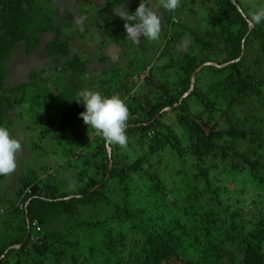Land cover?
Instances as JSON below:
<instances>
[{"label": "rangeland", "instance_id": "1", "mask_svg": "<svg viewBox=\"0 0 264 264\" xmlns=\"http://www.w3.org/2000/svg\"><path fill=\"white\" fill-rule=\"evenodd\" d=\"M106 1L35 0L53 29L33 39L30 50L25 38L10 47L0 87V98L5 99L0 124L8 127L12 136L20 141L21 150L17 154V168L0 181V208H8L16 202L29 178L55 188V196L77 194L88 183L91 184V180H101L106 161L100 145L102 136L91 127H86L80 117H76L79 121L77 128H67L65 132L59 128L63 115L73 118L72 115L75 117L84 111L83 105L74 100L78 93L91 90L103 95L116 94L126 101L138 99L142 105L145 96L155 100L162 95L163 90L157 85L167 80L176 81L177 69H161V64L167 60L164 58L160 62L162 57L158 56L161 49H168V55L174 57L186 53L198 54V61L206 57L221 60L227 54L229 48L219 39L220 32L217 33L219 15L211 11H217V0H180L174 11L159 7V0H150L147 6L162 17L158 41H148L144 37L133 41L126 36L125 21L118 15V10L131 13L130 0L115 7ZM236 1L247 14L264 8V0ZM263 46L264 36L258 40L250 38L245 58L246 69L249 67L255 77L262 80ZM216 49L220 52L215 53ZM254 59H258L259 63L254 64ZM152 64L156 68L153 75L148 74ZM202 68L194 73L197 89L202 92L211 89L210 98H217V109L211 112L209 125L217 123V128L225 129L228 122L220 111L227 103L226 93L219 84L224 73L213 68L200 71ZM117 75L132 77L127 91L121 92L114 85ZM148 78L153 79L155 84H150ZM120 83L126 84L124 77ZM167 89L175 91L172 84ZM261 91L259 96L245 97L242 103L232 104L228 114L234 125L247 130L259 127L264 132V82ZM195 100L193 97L188 99V112L202 110ZM9 101L10 106L5 107ZM164 110L167 114L164 123L178 136L179 144L186 147L188 140L176 111L168 106ZM79 127L84 128L81 130ZM161 130L167 133L165 129ZM87 133L92 135L87 136ZM261 134L262 138L257 137L250 144L241 137H237L236 141L239 150L250 148L251 158L256 157L264 163V133ZM126 135V146L110 145L108 149L113 148L117 165L127 171L129 177L121 183L117 178L110 179L101 189L102 194L110 202L122 204L127 201L136 220L144 221L150 226V231L175 236L169 239L178 245L184 261L224 264L218 257V251L233 248L228 237L230 213L235 215L233 222L245 225L239 231L244 234L257 221H264V192L247 167L233 168L234 164L229 159L214 162L209 158V161L200 164L208 167L207 183L195 160L191 163V159L187 160L188 156H180L168 143L162 144L165 143L163 135L160 145L153 147L149 146L154 144L148 143V139L142 144L136 131H127ZM95 136L100 138L95 140ZM224 139L229 137L225 135L219 141ZM134 164H138L137 169L132 168ZM260 174L264 175V168ZM68 208L72 215L63 213L48 225L39 226V231L34 230L43 231V234L61 233L66 242L77 243L73 248L81 250L85 257L90 245L99 244L104 237L99 232L92 238L89 232H95L96 228L90 223L105 221L103 227L110 229L117 240V234L131 232L129 226L132 222L129 219H117L118 222L109 219L111 204L77 201ZM3 210L0 215V250L23 229H18L20 214L6 216ZM32 236L38 239L39 233ZM66 242L62 245L65 246ZM12 247L19 248V245ZM100 250L90 264H118V259L129 251V247L127 241L119 243L114 254L108 257L103 247ZM136 254L138 252L131 254L134 260ZM35 259L32 253L21 250L12 252L5 264H37ZM224 262L234 264L229 258H225ZM45 264H51V261Z\"/></svg>", "mask_w": 264, "mask_h": 264}, {"label": "trees", "instance_id": "2", "mask_svg": "<svg viewBox=\"0 0 264 264\" xmlns=\"http://www.w3.org/2000/svg\"><path fill=\"white\" fill-rule=\"evenodd\" d=\"M125 1L107 0L106 2L115 7ZM130 2L132 6L130 12H133L140 0H130ZM145 2L149 5L150 0H145ZM236 2V0H217V11L211 10L213 13H217L216 15H219L217 33L220 32L219 39L229 48L226 56L221 60L206 57L198 61V54L186 53L182 56L174 57L168 55V49H161L158 56V58L162 57L160 62L162 59L167 58L161 64V69L166 71L169 69L174 70L173 68L177 69L178 75L176 81L167 80V82L157 85L158 89L163 90L162 95L155 100H151L150 97L145 96L142 100V105L139 104L138 99H134L132 102L125 100L129 111V118L126 121V132H138L139 141L143 144L148 139V143L154 144H149L151 147L160 145V137L163 135L165 143L162 144L168 143L180 156H188L187 160L191 159V163L192 160H195L207 183L209 180L207 176L208 167L204 168L200 164L203 161H209V158L214 162L229 159L234 164V166L232 165L233 168L239 166L247 167L248 172L261 184L260 187L262 192H264V175L260 174L264 168V163L257 160L256 157L251 158V155H249L250 148L239 150V143L236 141L237 137H241L247 140V144H250L257 137L259 139L262 138L261 133L264 132L259 127H253L248 130L240 129V127L231 122V115L228 114L232 104L242 103L243 98L252 95L259 96L262 93L261 86L264 80L255 77V74L249 70V67L246 69L247 61L245 58L249 39L258 40L259 37L264 36V23L252 25V29L250 30L249 23L247 22L249 14L245 13L242 9H238L235 5ZM44 14L42 8L35 3V0H0V87H2V81L5 76L4 61L10 53V47L16 41L25 38L28 41L27 49L30 50L33 46L31 45L33 39L36 40L40 33L53 29ZM232 27L235 29L233 28V30ZM176 39L178 41V38ZM261 49L264 55V46ZM219 52L216 49L215 53ZM207 61L223 65L220 67L205 65L200 71L205 68H213L216 72L224 73V77L219 81V84L226 93L227 103H225V107L220 111L228 122V126L225 129L217 128V123L209 125V121L212 120L211 112L217 109V98H210L211 89L206 92L199 91L195 79L192 90L181 99L183 94L189 89L192 72L200 64ZM258 63V59H254V64ZM153 66L154 64L149 68L148 74L150 72L153 75V71L156 70L155 66ZM128 76H123L126 82L125 85H121L120 83L123 77H118L117 75L116 79H114L116 80L114 85L119 91L128 90L129 84L133 80L132 77L129 78ZM148 79L150 80V84H155L153 79ZM171 84L175 89V91L172 90L173 92H169L167 89ZM73 96H76V94ZM192 97L196 99V105L197 103L200 104L202 110H190L188 112V99ZM4 100L3 97L0 98V115L3 113L4 105L2 103ZM10 103V101L6 102L5 107L10 106ZM167 106L176 111L179 117L178 119L185 131V137L188 140L186 147H182L179 144L178 136L170 129L167 123H164V119L167 117L164 109ZM205 113L208 118L205 116ZM72 117L70 118V115H63L59 128L64 130V132L67 128H77L79 121L76 117H79V115H75V117L72 115ZM81 128L84 127H79V129ZM161 129H165L167 133L164 134ZM92 133H87V136L92 135ZM225 135L229 139H224L220 142L219 140ZM97 138L100 137H94L95 140ZM105 143L104 139L100 143L106 161L103 166V176L99 182L91 180V184L88 183L77 194L70 195L67 193L55 196L53 194L55 188L40 184L36 180L32 181L29 178L24 184V189L16 202L8 208H0L4 209L3 214L6 216L16 213L20 214L21 220L18 229L23 228L21 229V233L19 232L20 235L14 237L12 242L7 244L3 250H0V264H5V261L8 260L12 252L17 253L21 250L32 253L36 258L35 260L38 261L37 264H45L46 261H51V264H86L87 262L90 264L96 259V254L102 247L108 257L114 254L119 243L123 244L125 241H127L129 251L122 256L124 257L123 259H121L122 257L118 259V264H193L191 260H183L178 245L176 246L169 239L175 238V236L159 235L152 230L150 231V226L148 227L144 221L136 220V216H133L129 210L127 201H123L122 204L110 202L109 198L102 194L101 189L110 179L117 178V181L121 183L129 177V173L117 165L113 156V148L108 150V146L110 145ZM110 151V156H108V152ZM215 159L217 160L215 161ZM132 168L137 169L138 164H134ZM3 177L0 176V181ZM77 201L80 203L89 201L111 204L112 215L109 219L113 218L116 222H118L117 219H129L132 222L129 226L131 232L127 231L126 233L117 234V240L110 229L103 227V224L106 223L105 221L96 220L94 223H90L95 226L96 230H94L95 232H89V235L94 238L96 234L102 232L104 237H102L103 240L99 244L94 243V245H90L88 255L85 257L81 250L74 249L77 243L66 242L62 238L61 233L47 232L43 234V231L36 232L31 227L30 224L33 220H36L37 224L41 227L48 225L52 220H56L63 213H68V216L72 215L69 212L68 206ZM228 217L231 220L228 237L233 248L218 251V257L221 258L222 263L225 264L224 259L229 258L234 264H264V221H257L244 234L239 231L244 229L245 225L233 222L232 218L235 217L233 213H230ZM38 233V239L33 242L29 241L30 235H37ZM58 241L59 243H57ZM63 242H66V248L62 245ZM208 242H212V240ZM14 245H19V248L12 247ZM61 246L64 247L62 248ZM100 252L103 251L100 250ZM133 252H138L135 260L134 257H131ZM17 262L19 261L17 260Z\"/></svg>", "mask_w": 264, "mask_h": 264}, {"label": "clouds", "instance_id": "3", "mask_svg": "<svg viewBox=\"0 0 264 264\" xmlns=\"http://www.w3.org/2000/svg\"><path fill=\"white\" fill-rule=\"evenodd\" d=\"M179 3L180 0H159V7L174 11ZM118 15L125 21L126 36L133 41L139 37L148 41L160 39L162 17L149 8L145 0H140L133 12L118 10ZM247 22L251 25L264 23V8L250 13ZM74 100L83 105L84 111L79 113V117L86 127L97 131L109 145L126 146L129 111L124 99L116 94L103 95L99 91L83 90ZM20 150V141L12 136L8 127L0 124V176H6L17 168Z\"/></svg>", "mask_w": 264, "mask_h": 264}, {"label": "water", "instance_id": "4", "mask_svg": "<svg viewBox=\"0 0 264 264\" xmlns=\"http://www.w3.org/2000/svg\"><path fill=\"white\" fill-rule=\"evenodd\" d=\"M235 5H236V7H237L238 9H240L239 6H238L236 3H235ZM249 27L251 28L252 25L249 24ZM204 65H216L217 67L223 66L222 64H218V63L213 62V61H207V62H204V63H202L201 65H199V66L195 69V71L191 74V81H190L189 89H188V91H187L185 94H183V96L181 97V99H182L186 94H188V93L192 90V88H193V84H194V73H195L197 70H199L201 67H203ZM108 156H110V152H108ZM110 164H111V163H110Z\"/></svg>", "mask_w": 264, "mask_h": 264}, {"label": "built area", "instance_id": "5", "mask_svg": "<svg viewBox=\"0 0 264 264\" xmlns=\"http://www.w3.org/2000/svg\"><path fill=\"white\" fill-rule=\"evenodd\" d=\"M2 212V210L0 209V213ZM31 227H33L36 231H39V229H40V227H39V225L37 224V222H36V220H33L32 222H31ZM30 239H32V240H36L37 239V236L35 237H33L32 235H31V237H30Z\"/></svg>", "mask_w": 264, "mask_h": 264}, {"label": "bare ground", "instance_id": "6", "mask_svg": "<svg viewBox=\"0 0 264 264\" xmlns=\"http://www.w3.org/2000/svg\"><path fill=\"white\" fill-rule=\"evenodd\" d=\"M111 162H109V164H110Z\"/></svg>", "mask_w": 264, "mask_h": 264}]
</instances>
